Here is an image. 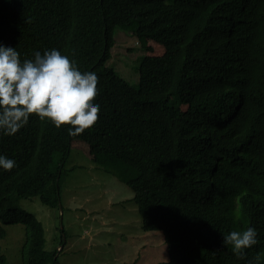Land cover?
<instances>
[{
    "label": "trees",
    "instance_id": "obj_1",
    "mask_svg": "<svg viewBox=\"0 0 264 264\" xmlns=\"http://www.w3.org/2000/svg\"><path fill=\"white\" fill-rule=\"evenodd\" d=\"M117 29L163 48L137 61V84L106 66ZM0 43L21 61L56 48L98 76V119L83 133L34 114L0 133L16 161L0 169V224L25 228L21 264H58L62 250L45 249L18 205L59 210L76 144L132 191L156 264H264V0H0ZM247 226L258 243L237 256L222 236Z\"/></svg>",
    "mask_w": 264,
    "mask_h": 264
},
{
    "label": "rangeland",
    "instance_id": "obj_2",
    "mask_svg": "<svg viewBox=\"0 0 264 264\" xmlns=\"http://www.w3.org/2000/svg\"><path fill=\"white\" fill-rule=\"evenodd\" d=\"M114 38L115 46L106 66L130 84H137V61L146 55H159L163 48L118 29ZM90 152L94 155L84 144L74 145L65 165L67 174L60 184L59 210L46 208L38 197L21 200L19 208L41 222L47 251L62 250L58 264L158 263L160 249L156 241H147L149 233L141 230L132 191L98 169ZM0 228L5 231L0 247L6 264H21L25 228L1 224Z\"/></svg>",
    "mask_w": 264,
    "mask_h": 264
},
{
    "label": "clouds",
    "instance_id": "obj_3",
    "mask_svg": "<svg viewBox=\"0 0 264 264\" xmlns=\"http://www.w3.org/2000/svg\"><path fill=\"white\" fill-rule=\"evenodd\" d=\"M97 82L94 71H80L75 60L56 48L35 51L21 61L16 47L0 43V133L16 134L33 114L56 128L69 125V136L83 133L98 119L100 105L92 102ZM15 166L14 159L0 154V169ZM257 243L252 226L222 236V244L231 245L237 256Z\"/></svg>",
    "mask_w": 264,
    "mask_h": 264
}]
</instances>
